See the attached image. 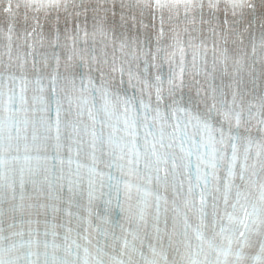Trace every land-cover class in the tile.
Masks as SVG:
<instances>
[{
  "label": "snow or ice",
  "instance_id": "snow-or-ice-1",
  "mask_svg": "<svg viewBox=\"0 0 264 264\" xmlns=\"http://www.w3.org/2000/svg\"><path fill=\"white\" fill-rule=\"evenodd\" d=\"M0 264H264V0H0Z\"/></svg>",
  "mask_w": 264,
  "mask_h": 264
}]
</instances>
